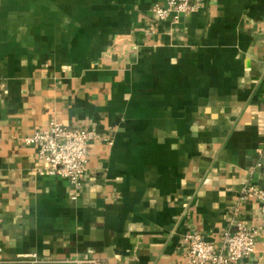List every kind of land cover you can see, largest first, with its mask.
I'll use <instances>...</instances> for the list:
<instances>
[{
    "label": "crops",
    "instance_id": "crops-1",
    "mask_svg": "<svg viewBox=\"0 0 264 264\" xmlns=\"http://www.w3.org/2000/svg\"><path fill=\"white\" fill-rule=\"evenodd\" d=\"M164 2L0 0L6 261L185 264L186 236L220 246L236 208L258 226L241 189L264 191V0H204L149 36ZM53 119L102 138L78 200L24 143ZM238 264H264V234Z\"/></svg>",
    "mask_w": 264,
    "mask_h": 264
},
{
    "label": "built area",
    "instance_id": "built-area-1",
    "mask_svg": "<svg viewBox=\"0 0 264 264\" xmlns=\"http://www.w3.org/2000/svg\"><path fill=\"white\" fill-rule=\"evenodd\" d=\"M204 0H165L163 5H156L153 16L156 25L149 31V36L155 35L157 26L163 23H177L183 16L197 13ZM264 132V115L261 121ZM102 138L92 130L70 129L60 121L53 119L45 129L37 130L32 136L24 139L27 146L36 147L38 162L42 164L37 173L48 177L61 178L69 182L74 189L73 200L81 197L87 177L90 161V145ZM112 144V142H108ZM260 166V165H259ZM256 198L261 203L259 224L248 227L239 218V210L233 212L232 225L234 230H226L220 246L209 242L202 234L186 236L185 264H238L252 257L257 251V243L264 234V191L254 186H244L241 189V199ZM37 255L19 256L8 262L0 252V264H52ZM62 264H102L100 259L68 258Z\"/></svg>",
    "mask_w": 264,
    "mask_h": 264
}]
</instances>
